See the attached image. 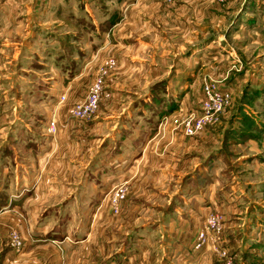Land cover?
Instances as JSON below:
<instances>
[{"label": "crops", "instance_id": "0c3cea01", "mask_svg": "<svg viewBox=\"0 0 264 264\" xmlns=\"http://www.w3.org/2000/svg\"><path fill=\"white\" fill-rule=\"evenodd\" d=\"M63 1L62 4L61 0H44V4L50 3L49 20L64 24L67 27L64 34L82 41V46L67 56L70 63L64 65L57 59L49 68L55 77H52V98L48 106L55 113L56 110L61 112L56 113V131L51 133L47 127L49 111L46 116L39 114V123L34 126L29 122L15 134L4 131L2 135V155L16 153L18 160L14 171V167L8 171L6 166L0 165V169L3 168L0 195H4L0 197V211L7 205L0 213V264H224L214 256L210 245L199 250L192 247L204 215L215 209L229 216V239L227 242L224 239L223 244L230 249L231 262L249 264L258 256L259 264H264V204L260 205L262 208L256 205L259 200L248 195L249 181L238 180L234 175L232 183L225 191L221 190L220 195L216 180L209 179L198 189H185L177 207L169 202L162 204L155 198L151 208L147 206L146 210L161 215L148 216L150 221L146 224H137L134 218L128 217L130 210L145 206L140 203L142 197L148 200L144 195H168L162 186L168 185L170 189V184L183 173L186 160H190L186 158L191 156H186L185 152L193 141L174 123V119L180 117L183 98L176 99L175 106V102L161 98L158 89L185 87L192 82L189 74L182 76L197 66L191 64L188 56L207 50L210 45L207 43L214 39L208 34L227 19L236 2L106 0L112 11L106 14V21H100L95 8L99 9L102 0ZM36 5L40 8L42 1L36 0ZM65 5H69V9ZM8 7L9 0H0V39L6 38L4 18ZM89 41L94 43L90 47ZM110 56L116 59L117 65L106 79L104 88L109 93L108 98L102 99L111 98L110 101L115 102L118 100L115 94L120 89H129L131 113L127 111L115 120L112 136L103 135L98 147L93 148L89 135L103 126L99 125L100 118L96 120L102 111V99L95 116L87 121L69 119L64 110L79 98L73 96L76 80L86 71L91 73L88 89L96 69ZM67 72L72 75L63 77ZM138 88L148 89V94L144 92L141 98H136L137 90L131 89ZM61 94L66 96V102L56 105ZM36 99L39 102L40 95ZM138 99L142 100L140 104ZM165 107L170 110L164 113ZM165 115H168L166 120ZM260 129L264 131V124ZM90 154L92 158L85 161ZM3 160L1 157L0 164ZM259 161L264 166V160ZM197 177L184 179L182 184L188 180L192 184ZM111 182H118L111 184V188L122 184L127 187L122 218L114 217L110 207L109 213L105 212L107 202L97 209L94 206L91 224H71L72 212L59 210L60 218L64 217L53 222L50 215L55 212L57 203L51 205L50 211L44 209L47 200L56 195L67 196L62 203L63 209H67L74 199H79L77 195L88 192L93 195ZM188 193H192L194 201L192 207L185 208L184 197ZM201 200L206 201L207 206L202 205ZM100 219L112 220V223H97ZM11 224L21 237L22 248L18 251L6 242L4 226ZM161 228L169 234L165 242L157 245L147 233L160 232ZM244 236L253 241L242 244ZM163 237L161 234L160 238ZM240 237L241 244L237 242ZM173 238L175 241L169 242Z\"/></svg>", "mask_w": 264, "mask_h": 264}, {"label": "rangeland", "instance_id": "374dc122", "mask_svg": "<svg viewBox=\"0 0 264 264\" xmlns=\"http://www.w3.org/2000/svg\"><path fill=\"white\" fill-rule=\"evenodd\" d=\"M41 1L42 6L38 8L36 0H9V7L4 18L6 21L4 29L7 34H5L6 36L3 35L6 38L0 39V48H2L0 63L3 64L0 66V158L3 157L4 163L0 165L6 166L8 171L12 167H14L12 169L14 171L18 158L16 153H7L5 154L6 156L3 153L2 155V145L4 142L2 135L10 131L15 134L18 129L27 126L29 122L33 123L34 126L39 123V114L43 113L46 116L49 111H51V115L61 113L60 110H56L55 113L48 106V101L52 98L50 94L51 83L55 77L52 75L53 72H49V68L57 59L64 65L65 63H70V60H67V56H71L72 51L78 50L82 46V41L68 38L64 34L67 30L64 24H58L49 20L51 17L50 3L44 4V0ZM105 1L98 2L99 9L95 8V13L100 21H104L106 14L112 11ZM227 1L231 2L233 0ZM234 2L236 4H233L232 12L228 14L227 19L215 31H211L208 34L214 39L210 43H207L210 44L207 50L203 53L199 52L196 56H188L191 59V64L197 66L192 72H184L182 76L184 77L189 74L192 82L189 81L185 87L175 85L169 88L158 89V95L164 100L169 101V103L175 102V106L177 105L176 99L183 98L181 101H183L184 105L179 103L183 105L182 108H179L180 116L199 107L202 99V84L205 79H212L220 90L229 91L231 103L214 124L189 137L193 141V144L188 148L189 151L191 150V153L186 151L185 155L190 154L191 156L186 158L190 157V160H186L183 173H179L180 175L176 182L170 184V189L168 185L162 186L168 195L161 193L159 195H144L148 200L142 199V197L140 203L142 206H145L143 208L138 206L136 210H130L128 217L134 218L137 224H146L150 221V216L154 215V217L158 218L161 215L157 211L151 212V209L146 210L147 206L151 208L155 198L159 202L161 201L162 204L169 202V205L174 206L176 204L177 207V203L180 204V199H182V193L185 192V189L188 190L193 187L198 189L201 186H205L203 183L209 179L216 180V187L220 195L222 193L221 190L225 191L230 183H232L233 175L238 180H248L250 183L246 187L248 195H251L250 198H257L259 200L258 204H256L259 207L262 208L260 205L264 204V166L259 161L264 160V131L260 129L264 124V35L262 34L264 31V0H234ZM61 3L63 4L64 1L61 0ZM64 7L69 9L70 6L65 5ZM36 12L38 13L35 15L34 13ZM104 26L105 28L107 27L106 22ZM91 44L94 43L89 41V47ZM66 74L63 77L72 75L70 72ZM90 76L91 73L87 74L86 71L82 77L76 80L73 96L79 97L77 101L85 97L84 92L87 93L88 91L87 85ZM103 90L105 93L102 98L109 95L105 91V88ZM127 90L129 89H124V91L121 89L119 91L116 90L118 91L115 94L118 97V100L115 101L116 103L114 101L111 102V98L107 100L101 98L100 107L102 111L96 120L100 118L99 125L103 126L95 128L91 135H89L90 144L93 148L95 146L98 147V143L101 141L103 135L107 137L112 136V127L115 120H119V117H122L127 111L131 113L129 106L130 98L127 96L129 92ZM132 90H137L136 98H141L144 92L146 95L148 94V89L138 88ZM39 95L41 99L38 102L36 97H39ZM110 95L112 97V92ZM131 95H133L132 92ZM141 101L138 99L137 103L140 104ZM99 104L100 101L98 107ZM68 106L64 110L66 114H68ZM158 106L160 105L158 104ZM168 110L170 109L165 107L162 112L165 113ZM137 117L141 119L142 115H138ZM164 119H168V115H165ZM253 128H256V130ZM100 133H102V136H99ZM14 136L16 137V135ZM15 140L17 141V138ZM92 153L93 157L94 152ZM92 157L90 154L85 161L90 160ZM1 169L0 175L2 174ZM195 176H198L197 180L192 184L189 183V180L186 184H182L184 179L187 180V178ZM116 183L118 182H111L109 185L98 188L99 191L93 195H90L92 192H88L85 195H77L79 199H74L73 204L70 203L67 209H63L64 205L62 204L64 198L67 196L56 195L51 200H47L44 209L45 211H50L51 205L57 203L55 212L50 215L53 222L63 219L64 216L60 218L61 214L59 211H71V224H91L94 222V216H92L94 206L97 209L107 202L108 205L103 206L106 209L105 212L109 213L111 210L112 214L115 215H113L114 217L122 218L124 204L128 198L127 193L120 202L117 212L113 211L109 201V195L113 189L111 188V184ZM11 187L13 188L14 186L11 185ZM2 196L4 195L1 194L0 197ZM184 200L187 206L185 208L192 207L194 196L192 193H188V196H185ZM201 202L202 205L207 206L206 201L201 200ZM6 206L2 208L0 213L3 212ZM82 210L83 217H81ZM178 210L182 209L178 208ZM205 215L202 223L196 229L194 241L197 231L205 226L208 217L218 215L221 225L219 237L215 241L209 239L203 247L210 245L214 249V256L222 259L224 264H227V261L231 262L230 249L225 247L223 241L225 239L227 242L229 239L230 228L227 219L229 216L218 209L209 210ZM98 222L111 224L112 220L100 219ZM4 227L6 229L5 234H7L6 242L13 247L10 235L12 230L17 231V229L12 224ZM17 233L21 241L20 234L18 231ZM161 234H164L162 239L160 238ZM167 234L169 233L162 228L160 232L157 230L147 233L154 241L156 240L157 245L166 241ZM209 235H212V233ZM158 238L161 241H157ZM242 239V244L253 241L250 238L248 239L247 236H244ZM240 240L241 237L237 240L239 244H241ZM173 241H175L174 238L169 239V242ZM156 251L158 252L159 250ZM258 259V256H254L249 264H259L261 260L259 259L258 261ZM231 264L233 263L231 262Z\"/></svg>", "mask_w": 264, "mask_h": 264}, {"label": "built area", "instance_id": "2783aa9c", "mask_svg": "<svg viewBox=\"0 0 264 264\" xmlns=\"http://www.w3.org/2000/svg\"><path fill=\"white\" fill-rule=\"evenodd\" d=\"M166 2H174L175 0H164ZM221 2L227 0H219ZM116 66V59L112 56L107 57L102 64L98 67L96 74L88 88L85 97L76 101L68 106L67 113L70 117L85 121L89 120L96 112L98 103L104 95L105 81L110 74L111 70ZM66 96L61 94L57 98V104L64 103ZM231 103V95L227 90H220L216 85V82L212 79L206 80L202 84V99L199 107L196 110H191L179 118L174 119L176 127H178L182 133L191 137L196 135L204 128L214 124L219 116L229 107ZM56 114H52L47 120V127L51 133H54L57 129ZM127 193V187L125 184L114 187L109 195V201L114 212H117L120 206V202L124 199ZM220 217L209 216L204 227L197 231L196 239L193 244V248L196 250L201 249L209 239L215 241L219 237L221 225ZM212 233V235H209ZM11 243L14 250L18 251L22 248L21 241L17 231L12 230L10 235ZM227 264H231L227 261Z\"/></svg>", "mask_w": 264, "mask_h": 264}, {"label": "trees", "instance_id": "16d2710c", "mask_svg": "<svg viewBox=\"0 0 264 264\" xmlns=\"http://www.w3.org/2000/svg\"><path fill=\"white\" fill-rule=\"evenodd\" d=\"M253 129H255V130H256V128H253Z\"/></svg>", "mask_w": 264, "mask_h": 264}]
</instances>
